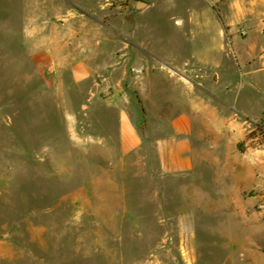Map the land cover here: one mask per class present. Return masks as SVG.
I'll use <instances>...</instances> for the list:
<instances>
[{
    "label": "rangeland",
    "instance_id": "obj_1",
    "mask_svg": "<svg viewBox=\"0 0 264 264\" xmlns=\"http://www.w3.org/2000/svg\"><path fill=\"white\" fill-rule=\"evenodd\" d=\"M75 17L153 61L154 49L214 59L223 43L264 45V0H0V264H264V235L249 232L263 211L188 210L183 179L154 172L150 149L120 161L88 147L84 115L73 129L75 93L40 83L25 38L37 19L49 33Z\"/></svg>",
    "mask_w": 264,
    "mask_h": 264
},
{
    "label": "crops",
    "instance_id": "obj_2",
    "mask_svg": "<svg viewBox=\"0 0 264 264\" xmlns=\"http://www.w3.org/2000/svg\"><path fill=\"white\" fill-rule=\"evenodd\" d=\"M39 20L25 38L38 80L75 93L76 105L64 113L73 116V129L85 116L88 147H116L120 161L148 148L154 172L183 179V194L192 196L186 209L256 219L264 203V148L254 149L249 133L264 120V45L223 43L214 59L207 49L184 46L165 56L154 49L153 61L137 45L113 43L111 30L92 20L50 24L49 33ZM202 195L215 202H196ZM249 232L264 235V221Z\"/></svg>",
    "mask_w": 264,
    "mask_h": 264
},
{
    "label": "built area",
    "instance_id": "obj_3",
    "mask_svg": "<svg viewBox=\"0 0 264 264\" xmlns=\"http://www.w3.org/2000/svg\"><path fill=\"white\" fill-rule=\"evenodd\" d=\"M249 136L254 149L264 148V120L252 124ZM260 209L264 212V203Z\"/></svg>",
    "mask_w": 264,
    "mask_h": 264
}]
</instances>
